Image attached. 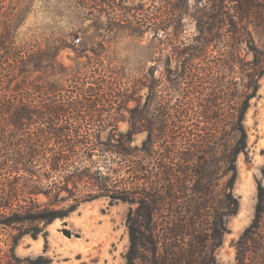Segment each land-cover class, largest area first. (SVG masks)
<instances>
[{"label": "trees", "instance_id": "trees-1", "mask_svg": "<svg viewBox=\"0 0 264 264\" xmlns=\"http://www.w3.org/2000/svg\"><path fill=\"white\" fill-rule=\"evenodd\" d=\"M19 1L0 0V233L17 231L0 264L16 257L22 237L37 239L98 198L131 205L126 264H218L228 219L240 210L237 163L264 77V0H198L195 34L180 41L176 67L168 58L161 77L152 66L132 85L108 75L76 91L68 84L77 76L55 67L69 47L64 41L44 48L18 42ZM189 7V0H168L167 16L138 15L129 28L159 34L180 27ZM107 17L120 15L113 8ZM58 73L68 78L55 79ZM140 88L147 92L136 99ZM100 102L115 112H103ZM139 134L145 137L136 144ZM234 248V264H264L262 183Z\"/></svg>", "mask_w": 264, "mask_h": 264}, {"label": "rangeland", "instance_id": "rangeland-1", "mask_svg": "<svg viewBox=\"0 0 264 264\" xmlns=\"http://www.w3.org/2000/svg\"><path fill=\"white\" fill-rule=\"evenodd\" d=\"M20 0L17 5L19 27L18 42L26 48H44L48 44L64 41L69 47L62 49L55 67H62L65 74H75L76 83L68 84L69 91L91 86L97 79L112 75L122 85H132L143 79L152 66L157 68L156 77L165 71L167 59L173 67L178 64L176 53L180 41L195 34V18L199 17L201 3L189 0V12L182 15L180 27L169 26L155 34L132 32L129 22L138 16L146 19L148 14L167 16L165 2L168 0ZM114 1V3H113ZM196 5V8H193ZM115 8L120 17L108 20V11ZM139 8L144 9L137 11ZM196 9V10H195ZM177 13L176 16H179ZM124 16V18H122ZM120 19H129L122 22ZM34 46V47H33ZM80 74H78V72ZM113 71V72H111ZM124 78L119 80V74ZM68 78L56 74L55 79ZM102 79V78H101ZM114 82V79H112ZM258 96L252 99L245 125L248 131V149L238 158V179L235 195L240 201L236 216L228 219L230 232L224 237L217 251L218 264H234V244L251 224L257 201V187L264 185V77L260 81ZM72 84V86H71ZM136 99L144 98L147 90L140 88ZM74 92L75 98L80 97ZM135 105L130 102L128 106ZM97 107L105 113L115 112V105L103 102ZM84 110V109H82ZM82 113V112H81ZM84 114V113H82ZM121 117H128L126 110H118ZM121 131L129 125L118 124ZM112 127L106 128L105 132ZM106 136V134H104ZM144 134L136 135L140 144ZM40 201L45 202L42 196ZM131 205L125 202L111 203L98 198L81 204L65 219H58L47 226L37 239L25 235L16 248V257L4 258V264H126L130 246L127 214ZM17 231L9 229L0 233V253L7 250L6 239ZM11 260V261H8Z\"/></svg>", "mask_w": 264, "mask_h": 264}]
</instances>
